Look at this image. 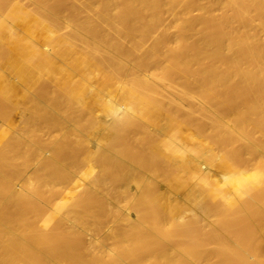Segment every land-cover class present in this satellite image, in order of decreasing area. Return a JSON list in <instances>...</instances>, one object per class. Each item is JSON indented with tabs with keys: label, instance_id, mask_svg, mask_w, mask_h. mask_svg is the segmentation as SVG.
Wrapping results in <instances>:
<instances>
[{
	"label": "bare ground",
	"instance_id": "bare-ground-1",
	"mask_svg": "<svg viewBox=\"0 0 264 264\" xmlns=\"http://www.w3.org/2000/svg\"><path fill=\"white\" fill-rule=\"evenodd\" d=\"M0 264H264V0H0Z\"/></svg>",
	"mask_w": 264,
	"mask_h": 264
}]
</instances>
